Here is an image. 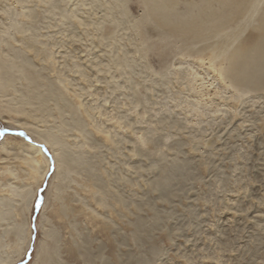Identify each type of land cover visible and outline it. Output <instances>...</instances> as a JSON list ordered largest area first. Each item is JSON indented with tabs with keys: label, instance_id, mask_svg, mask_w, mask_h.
I'll return each mask as SVG.
<instances>
[{
	"label": "rangeland",
	"instance_id": "1",
	"mask_svg": "<svg viewBox=\"0 0 264 264\" xmlns=\"http://www.w3.org/2000/svg\"><path fill=\"white\" fill-rule=\"evenodd\" d=\"M0 1V61L7 63L12 80L1 99L27 111L51 112L50 123L65 126L69 152L77 159L70 173L54 183L42 218L55 167L50 147L34 144L41 147L50 169L31 205L29 247L16 264L26 260L33 244L26 263L32 264L40 241L51 249L46 264H264V78L254 91L239 94L228 78L218 79L208 66L213 60V67H227L224 51L258 39L264 0H250L245 10L240 6L242 13L228 7V29L200 36L177 35L170 31L173 26L147 19L149 0H26L23 26L30 45L19 42L16 30H6L7 13L16 23L21 19L5 9L8 1ZM167 2L173 4V22L209 5L217 12L224 10L219 0ZM82 58L100 64L101 71L80 66ZM191 70L204 80H193ZM50 86L64 94L63 102L39 100ZM79 89L86 90V96ZM213 89L218 97L207 95ZM92 96L103 111L125 115V121L147 137L150 144L141 147L139 158L130 164L139 174L125 173L132 147L119 145L120 158L96 131V124L111 129L110 124L99 115L86 119L82 102L92 105ZM132 103L137 112L129 110ZM78 114L85 118L88 142L100 151L84 146L70 132ZM5 130L21 131L28 139ZM1 131L0 142L9 138L29 144L33 139L3 116ZM130 131L119 137L133 140ZM6 166L13 177L4 172ZM26 169L19 158L0 164V259L16 256L11 228L22 204L5 191L6 184H33ZM163 172L166 180L160 182ZM93 176L107 186L102 201L95 194ZM123 177L129 184H118ZM115 192L123 207L115 204ZM40 218L50 238L38 230Z\"/></svg>",
	"mask_w": 264,
	"mask_h": 264
},
{
	"label": "bare ground",
	"instance_id": "2",
	"mask_svg": "<svg viewBox=\"0 0 264 264\" xmlns=\"http://www.w3.org/2000/svg\"><path fill=\"white\" fill-rule=\"evenodd\" d=\"M6 1L9 2V6H6L7 8L5 9L11 11V13L16 12L20 16V19H21L19 20V22L21 21L20 24L22 23L21 24L22 26L20 25L21 26L20 27L18 24L19 22L17 20H15L17 21V23L14 22L12 17H10L11 15L7 13V15L9 16L7 20L9 21V23L7 24V26H5L7 27L6 30L7 31L9 30L13 31V29L14 31L16 30L19 36L18 38L20 40L19 42L22 45L32 44L31 42H29V39L27 38V36L25 37L26 30L23 26L28 18L26 0H6ZM219 2L221 4L222 9H224L223 11L221 9L222 11L221 13H220V10H218L219 12H217L211 8V5H209L210 7L207 6L206 9L204 8L199 9L200 11L197 12L198 13L197 15L190 14V15L185 16V20H178V21L173 22V19H172L173 4L171 2H167V0L166 1L165 0L163 1L149 0L147 2V5H148L147 19L152 20V21L156 20L160 24H163L166 26H173L174 29H170V28L169 29L170 31L174 30L177 33V35L179 33L183 35L185 34L184 36H189V35L200 36L202 35V33H205L207 31L217 32V34H219V33H223L225 29H228L227 23H228V20L230 19L231 14H228V11H226L227 9L229 10L230 7L233 8V6H235L236 8L238 7L239 9L238 11L242 13L244 11L242 7L240 9V6H243L245 10V7L247 5H250V0H219ZM231 11L234 12L235 9ZM262 14L263 15L261 16V20L259 22V27H258V30L260 31V35L256 41L254 40L255 42L251 41V43H248V42L242 43L241 45H239L236 49L232 50L231 52L229 51L230 48L227 49L229 52L224 51L223 56L225 57L227 56L225 58L228 62L227 67L215 68L213 67L214 63H212L214 62L213 60L208 65L210 69H212L215 73L217 72L219 74L218 79L228 78V80H230L229 83H231L230 86L234 89V91H236L239 94L241 92L243 93V92L254 91V89L257 88V83L261 79L264 78V13L262 12ZM7 31H5V34H7ZM221 51H223V49ZM225 53H227V55H225ZM220 56H222L221 53H220ZM95 63L94 61H90L89 59L86 60L82 58L80 60V66H82L81 64H83L87 68L89 67L90 69L94 71L96 70V72L99 73L101 71L100 64H97V63L95 64ZM7 73H8L7 63L4 64V61H0V93H5L3 96H0V116H3V118H6L8 121L13 122L18 128L26 129L33 137L32 142L29 144L24 143L23 141H18V140L12 141L9 138H5L3 141L0 142V164H6L7 161L11 160L12 158L21 159L23 162L27 164L26 176L28 177V179L33 181V184H30L28 187L23 185L22 187L16 188V187H13L9 183L6 184L7 189L5 191L13 193L20 200L22 204H21L20 213L17 214V217L19 216V218L13 223L12 228H11L12 233H13V236H12L13 243L12 244L16 249V256H14L13 258L0 259V264H16L20 260L23 259L29 247L31 231L29 228L30 224L28 220L31 215V205L36 198L37 190L41 187L50 169V163L47 160V158L44 156L41 147L34 146V144L41 145V146H44L46 144L50 147L51 152L53 153L54 167H55V174H54L53 180L50 181L52 183H50L49 189L47 190L48 192H46L47 196L45 199L43 209L41 211L42 213H40L41 214L40 217L42 218H43L47 203L49 201V196L51 194V191L54 190L55 188L54 183H56V181L60 179V177H63L64 175H67L70 173L71 171L70 169L72 168V165L74 164V162L77 161V159L73 158V156L69 152L71 144L68 142V140L70 139V137L67 134V131L64 129L65 126L64 125L57 126V125H52L50 123L51 122L50 119L53 118V114L51 112L45 113L44 111H41L40 113H37L39 111L38 110L35 111V109L31 111H27L23 107L21 108L18 106H12L9 101L1 99V97L6 96V92L10 89L12 85V80L8 77ZM190 75L193 77V80L195 81L200 82L204 80L202 76H200L197 72L193 70L190 71ZM81 79L87 82V78L84 73H81ZM33 80L36 81L35 78H33ZM34 81L31 83L35 84ZM69 84H71V82H68L67 85ZM67 85H66V88L68 89ZM80 85H82V83ZM80 90L81 89H79V91ZM73 91L76 92L75 89ZM65 92L67 91H64V93ZM85 92L86 90L84 91V93H82V96L83 94L85 95ZM209 92L210 91H208L207 95L212 98L218 97L220 94L217 89L211 90V93ZM63 95L64 94H62L60 90H57L54 87L50 86L48 89L47 96L42 97V98L39 97V100H41L43 103L47 102V100H55L58 102H63L64 101ZM92 97H93L92 105L93 103H95V106L97 105V108H95L94 105L92 106L91 104L82 102L81 107L82 108L84 107V114L87 117L86 119L93 120L94 118L96 119V117L99 115V118L103 119V121H105L106 124H110L111 129L107 127L100 128L96 124V127L98 129L96 131L103 138L104 142L115 147V151H114L115 155H118L120 158L123 157V155H122L119 145L131 146L132 150L129 151V156H126L127 160L125 159L126 161L125 168H124L125 173L128 176L129 175L135 176L136 174H139L138 169H136V167L134 166L132 167L130 164L135 162L139 158L140 148L141 147L143 148L145 144L148 143L146 139L147 137L145 138L144 135L141 134L140 130L137 127H135V125H133L132 123H127L125 121L126 119L125 115H122L118 111H116L115 113L103 111L102 107L98 106L97 104L98 101L95 100L94 96ZM75 107H74V110L77 111L78 113L77 108L79 106L76 108ZM128 107L131 112H137L138 106L135 105L134 103L130 104ZM100 110L102 112H100ZM82 111L80 112L81 114H83ZM137 117H138V113H137ZM84 119H82L80 114H78L76 119L73 122V126L71 127L70 132L75 133V135L77 134L76 135L77 138L82 139L84 146L89 145L91 149L95 151L99 150L100 146L94 143L88 142L90 140V137H89V133L87 130L88 127ZM132 127H135V129ZM126 130L127 131L131 130L130 136L132 137L133 140L127 141L119 137L120 135L119 133L126 132ZM18 132H21V131H18ZM150 153L152 154V152ZM86 163L87 162L83 160V164L85 165ZM3 169H4V172L8 173L9 176H12V177L14 176V172L13 170H11L10 167L6 166ZM163 180H166L165 172L162 173V178L160 179V182ZM91 181L95 184V185L93 184L94 186L98 187V190L95 192V194H99L100 199L102 201V198H104L105 195H107V192H106L107 186L105 185V183L97 180L96 177L94 176L92 177ZM128 182H129L128 179H126L125 177L118 180V184H125V183L129 184ZM108 184L110 185V183ZM57 199L58 200L60 199V192L57 194ZM114 201L116 202L115 204L117 206L119 207L124 206L121 196L118 195L117 193L114 196ZM42 220L43 219H41L40 222L36 224L37 228L39 231L42 230V233H44L47 237L50 238L51 236L50 231L49 230L45 231V229L43 228ZM50 252H51V249L49 245L43 244V243L41 244V241H40L36 247V252H35L36 254H35L34 260L31 263L32 264H38V263L46 264L50 260V254H51Z\"/></svg>",
	"mask_w": 264,
	"mask_h": 264
},
{
	"label": "water",
	"instance_id": "3",
	"mask_svg": "<svg viewBox=\"0 0 264 264\" xmlns=\"http://www.w3.org/2000/svg\"><path fill=\"white\" fill-rule=\"evenodd\" d=\"M2 132H3V131H2ZM2 132H1V133H2ZM4 133H11V134H14V135H21V136H24L26 139H28V138L26 137V135L23 134V132H18V131H12V132H11V131H6V130H5ZM41 203H42V198H40V199L37 201V203H36V207H35V211H36V213L39 212L40 207H41ZM35 220H36V217L33 218V226H32L33 231H34V234H35V231H36ZM34 240H35V235L32 237V241H33V242H34ZM32 251H33V244H31L30 250H29V252L27 253L26 260H25L24 262L19 263V264H26V263L30 260V258H31Z\"/></svg>",
	"mask_w": 264,
	"mask_h": 264
}]
</instances>
